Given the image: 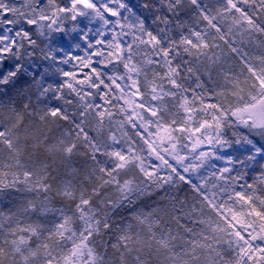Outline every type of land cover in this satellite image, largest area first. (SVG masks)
<instances>
[{"label": "snow or ice", "instance_id": "snow-or-ice-1", "mask_svg": "<svg viewBox=\"0 0 264 264\" xmlns=\"http://www.w3.org/2000/svg\"><path fill=\"white\" fill-rule=\"evenodd\" d=\"M0 264H264V0H0Z\"/></svg>", "mask_w": 264, "mask_h": 264}, {"label": "rangeland", "instance_id": "rangeland-1", "mask_svg": "<svg viewBox=\"0 0 264 264\" xmlns=\"http://www.w3.org/2000/svg\"><path fill=\"white\" fill-rule=\"evenodd\" d=\"M129 2L132 4H138V0H129ZM129 20L132 23H135V20L131 15H129ZM85 26H87L86 22H85ZM81 27H83V22L81 23ZM253 38L255 39L256 37L254 36ZM55 42L57 45L64 47L66 51H71V48H70V45L68 44V41H66L63 36H57ZM53 132H55V129L53 130ZM173 163H175V162L173 161ZM77 166H79V164Z\"/></svg>", "mask_w": 264, "mask_h": 264}, {"label": "trees", "instance_id": "trees-1", "mask_svg": "<svg viewBox=\"0 0 264 264\" xmlns=\"http://www.w3.org/2000/svg\"><path fill=\"white\" fill-rule=\"evenodd\" d=\"M186 187V186H185Z\"/></svg>", "mask_w": 264, "mask_h": 264}]
</instances>
